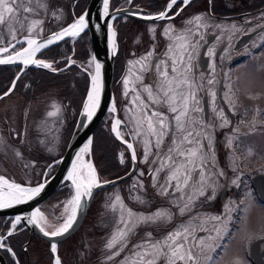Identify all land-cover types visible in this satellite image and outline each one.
Here are the masks:
<instances>
[{"label":"flooded vegetation","instance_id":"obj_1","mask_svg":"<svg viewBox=\"0 0 264 264\" xmlns=\"http://www.w3.org/2000/svg\"><path fill=\"white\" fill-rule=\"evenodd\" d=\"M123 1L121 0V3L117 4L114 9L139 8L143 10L141 13L143 17H155L159 12L165 11L170 2V0H139L138 2L131 0L128 4H123ZM197 15L204 17V22L208 25L206 29H201L204 41H201L197 55L192 61L195 78L204 84V88L198 92L201 105L204 108V112L199 115H202L206 122L215 125L209 129L213 136L215 168H209V170L217 173L223 171L224 173L222 176L211 177L216 185L215 196L211 199L208 198L212 196L211 189H209L206 196L196 199L191 212L183 216L179 215L175 207V197L161 196L158 194L159 187L153 186L157 182L158 184L164 183L166 172L159 173L157 181L153 180L158 164H154L152 161L157 157L150 155L148 162L143 161L142 137L132 134L134 122L131 120L132 126L128 128L118 110L121 125H126L128 130L126 141L133 143L137 161L132 162L131 150L124 143L125 139H118L112 131L129 155L124 158L123 164L120 162V152L117 158L112 159L111 162L114 165L112 169L115 171L113 177H109L105 165L97 166V174L101 183H104V181L125 176L132 170L134 164L136 170L128 179L97 192L93 200L96 240L92 248L88 245V242H92L91 237L85 235L81 239L76 264H118V261L131 254L132 245L142 241L148 231H151L155 238H160L174 227L187 222L192 216L197 217L194 221L197 236L209 235L211 229L217 225L218 222L212 220L211 217L230 218L227 234L220 241L227 250L217 258L216 264H264V0H190L186 6L181 3V0H178L177 5L167 12V16L170 18L138 20L119 16V21L124 18L131 22L134 28L129 56L126 60L120 58L121 50L119 46L117 47L113 85L115 103L116 106L117 102L126 103L131 108L130 115L132 117L134 108L131 103L132 94L125 97L123 80L125 77L132 80L133 76L130 73L138 72L139 65H130L129 61L139 60L150 51L154 53L153 57L149 58L153 64L159 58H166L164 53L173 43L174 33L192 27L188 22ZM153 28L155 32L150 31ZM165 28L170 29L168 35H165ZM209 48L213 50L214 55H208ZM201 76L203 80H201ZM209 78H214L217 83L212 86L207 85L206 81ZM155 80L154 69L144 73V83L152 84ZM225 84H230L232 92L235 94L234 109L224 99V92L227 91ZM209 87L216 92L215 106L218 109L223 108L230 121L225 127L219 126L220 121L216 119L212 110V98L208 95ZM257 109L259 113H257ZM235 129L238 131H234ZM230 137L233 138L231 147L228 146ZM165 143L167 145L169 141L166 140ZM152 151L155 152V149ZM163 151L166 152L167 148L165 147ZM234 159L235 164L233 163ZM234 167L237 168L236 171H233ZM233 180H237V183L233 184ZM134 184L136 187H133ZM117 195L121 197L126 208L131 209L134 213L149 215L163 208L171 209L176 215L170 223L147 224L136 228V234L131 237L128 248L120 256L109 261L107 259L109 250L105 245L116 230L114 221L119 216V212L113 213L109 205L115 201ZM177 195L179 194L177 193ZM137 196L141 197L144 202H139L136 199ZM225 205L232 208L230 213ZM6 218L5 224L9 227L4 230V236H7L8 231L11 230V218ZM201 226L209 231H200ZM66 241L58 245L59 257V250ZM40 242L43 243L44 249L49 247L54 261L50 243L36 234H31L24 226L16 228L5 241L12 248L15 256H12L6 249H0V253L6 259L7 264H29L32 246H36ZM217 252H221V249H217ZM23 254L26 257L25 260Z\"/></svg>","mask_w":264,"mask_h":264},{"label":"snow or ice","instance_id":"obj_2","mask_svg":"<svg viewBox=\"0 0 264 264\" xmlns=\"http://www.w3.org/2000/svg\"><path fill=\"white\" fill-rule=\"evenodd\" d=\"M177 2L178 0H170L165 11L159 12L155 17L145 16L143 18H170L167 16V12L174 5H177ZM103 3L107 15L109 0H103ZM181 3L186 6L190 3V0H181ZM37 9L47 11L46 0H0V27H6L13 40H16L18 31L27 32L25 37L26 47L16 49L15 45L10 43L7 46L0 47V65L13 64L19 61L25 66L31 64L56 71L52 68L51 63L35 59L36 53L62 39L65 35L78 36L88 26L85 16L81 15L72 24L43 38V42H38L35 37L40 36V33L43 32L42 25L44 21L33 18L39 15ZM55 15L54 12L53 16ZM188 23L192 27L174 33V41L164 53L166 58H159L153 64L149 58L153 57L154 53L150 51L139 60L129 61L130 65H139V70L134 74L130 73L133 76L132 80H129L128 77L123 80L125 97H128L130 93L132 94L131 103L134 106L132 109L133 115L130 118L134 122L132 134L142 137L143 161L148 162L150 155L157 157L152 161V163L158 164L153 175L154 181H157L159 173L166 172L164 183L158 184L157 182L153 186L159 187V195L175 197V207L181 216L191 212L196 199L206 196L209 189H211L212 196L208 198H214L216 185L211 177L224 175L223 171L217 173L209 170V168H215L213 136L209 132V129L215 127V125L206 122L203 116L199 115L204 112V108L201 105L198 92L204 88V84L198 82L193 74L194 65L192 61L197 55V49L200 47L201 41H204V34L201 29H206L208 25L204 22V17L200 15L195 16ZM233 28H235L234 25ZM109 31L111 33L110 43L115 47L112 39L115 33L110 25ZM150 31L155 32V29H150ZM164 31L165 35H168L170 29L165 28ZM170 53L171 55H169ZM208 55H214L211 48L208 49ZM92 63L95 64V73H89L92 85L83 104V114L89 121L93 118L95 110L99 106L102 88L101 65L95 62V57L90 61V64ZM153 69L156 73V80L152 84L144 83V73ZM201 80H203L202 76ZM206 83L212 86L217 81L214 78H209ZM14 86L15 82H13ZM225 88L227 91L224 92V99L234 109L235 94L232 92L230 84H225ZM10 91L11 89H9ZM9 92H5L3 95L7 96ZM208 95L212 98V110L216 119L220 121L219 126H227L230 121L225 115L224 109H218L215 106L216 92L211 87L208 89ZM53 107L56 108V111H49L47 115L50 117L60 111L57 105H53ZM111 110L115 111L114 105ZM257 113H259L258 109ZM121 123L119 119H116L112 125V131L118 139L123 140V135L119 130ZM234 131H238V129ZM15 135L20 137L21 134L16 133ZM166 140L169 141L167 145ZM124 143L131 150V160L135 163L137 155L133 143L126 140H124ZM232 144L233 138L230 137L228 146L231 147ZM90 145L91 140L77 154L72 170L68 173L67 178L71 180L75 191L65 206L67 215L66 217L62 215L63 222L49 224L47 218L39 209L28 219V223L39 227L46 237L55 238L67 233L75 223L83 199L91 197L93 189L101 186L95 168L90 162L85 163L81 155L90 150ZM3 147L11 146L7 145L4 138L0 136V148ZM165 147L167 148L166 152L163 151ZM152 149H155V152ZM13 152L16 157L22 156V153L17 149L13 148ZM123 155L121 153V164L124 163ZM233 163H236L235 159ZM236 170L237 168L234 167L233 171ZM141 175H143V172H141ZM104 183L108 182L104 181ZM236 183L237 180H233V184ZM43 187V185L35 188L24 187L0 175V209L26 202L39 194ZM133 187H136V185L134 184ZM140 187H143V185H140ZM136 199L141 203L144 202L139 196ZM241 203L244 202L241 201ZM109 207L113 213L119 212L118 218L114 221L116 230L105 245L106 249L109 250L107 255L109 261L120 256L128 248L131 237L136 234V228L147 224L170 223L176 215L171 209L163 208L149 215L134 213L131 209L126 208L119 195L115 197V201ZM225 208L229 213L232 211V208L228 205H225ZM196 219V216L190 217L187 222L174 227L160 238H155L153 233L148 231L142 241L132 245L131 254L118 261V264H216L217 258L227 250L220 241L227 234V225L230 218L211 217L212 220L218 223L211 229V233L215 234L210 233L207 236H197V229L194 224ZM20 221L21 217H16L12 221L11 230L8 231L7 236L13 234ZM49 228L50 231L47 230ZM199 230L202 232L209 231L202 226ZM7 236L0 235V249H6L15 256L12 248L5 243ZM217 249H221V252H217ZM51 252L53 254L57 253L55 243L51 245ZM54 264H62L58 255H54Z\"/></svg>","mask_w":264,"mask_h":264},{"label":"rangeland","instance_id":"obj_3","mask_svg":"<svg viewBox=\"0 0 264 264\" xmlns=\"http://www.w3.org/2000/svg\"><path fill=\"white\" fill-rule=\"evenodd\" d=\"M130 1L131 0H124L123 4H128ZM138 1L139 0H136V2ZM79 2L80 0H46L48 5L47 11L44 9H37L39 15L33 17L44 21L42 25L43 32L40 33L38 37H44L71 24L75 18L79 17ZM120 3L121 0H112V9L116 8L117 4ZM54 12L56 13L55 16H53ZM118 21L119 18L113 23V29L116 32V46L120 47V58L126 60L129 56L131 35L134 27L131 22L126 21L124 18ZM16 27L18 28L19 26L17 25ZM82 35H84V33ZM26 36V31H18L16 40H13L7 28L0 27V47L7 46L9 43L15 45L16 49L25 47L26 44L21 46L22 44L18 41L25 39ZM78 49V46L73 47V53H76ZM11 50L12 49H10V51ZM117 54L118 48L116 50V56ZM38 55L36 59H39ZM66 59L68 63L63 66L64 68L69 66L71 64L70 62L74 64L69 58ZM90 61H92V57L86 61L85 65L82 62L81 64H77L82 68L81 70L91 73L92 67ZM52 66H54L52 68L56 69L55 65ZM71 86H74V89H72L71 93L64 95L63 99L58 94V88L50 89L38 99H33L28 103H25L21 95L6 98L0 106V136H2L7 145L11 147L0 148V175H3L9 181L34 187L47 180L56 172L58 162L67 149L74 131V126H76L89 91L88 89L86 96H84L85 88L83 85L80 84L78 86L77 83H74ZM63 101L67 103L64 104ZM53 105H57L60 111L56 115L50 117L47 113L49 111H56ZM115 107V113L119 115V110L127 127L131 128V108L123 102H117V106L115 103ZM114 121L115 114L110 113L104 121L103 129L100 133L101 136L106 135L108 137L109 132H112ZM126 125L120 126L121 133L125 140H127L126 134H128ZM16 133H20V137H16ZM9 135H13L14 142L10 140L11 136ZM111 141L112 140L109 141V138H107L103 143L109 144ZM92 145L93 143L91 144L88 158L93 162L97 172L96 158H101L102 155L99 153L96 156ZM13 148L19 150L22 156L16 157ZM99 151L101 152V149ZM118 152H120V157L121 153L124 154L123 158L129 155L124 147L119 148ZM67 183L65 187L71 189L69 195L65 190H62L61 193L51 198L49 202H44L39 208L40 212L47 218L49 224L62 223V215L64 217L67 215V213H65V206L72 198L75 191L71 182ZM94 209L95 205L91 207L88 218L83 224L82 229L74 237L66 241L60 248L59 255L63 264H76V258L80 249V241L85 235L91 237L92 242H88V245L93 248V243L96 240L94 234ZM6 219V217H0V235H4V230L9 227V225L5 224ZM10 221L12 223L14 218H11ZM19 225L20 224L17 225V228L23 227ZM47 230L50 231L51 229L49 228ZM22 256L25 260V255L23 254ZM30 260L29 264H54L49 247L44 249L43 243L41 242L36 246H32Z\"/></svg>","mask_w":264,"mask_h":264},{"label":"water","instance_id":"obj_4","mask_svg":"<svg viewBox=\"0 0 264 264\" xmlns=\"http://www.w3.org/2000/svg\"><path fill=\"white\" fill-rule=\"evenodd\" d=\"M86 2H87V6L82 15L85 16L88 26L86 27L84 33L85 32L89 33L92 49H93V57H95V61L101 65V70H102V88L100 93L99 106L95 110L93 118L90 121L83 114V107H82L81 113L79 115L77 124L73 131L70 142L67 146V149L58 162L59 165L56 172L48 180L42 182L37 186H34V187H38L40 185L44 186L39 192V194L33 196L31 199L27 200L24 203L14 204L11 207L0 209V217H9V218L21 217V221H20L21 224L24 225V228L28 229L31 232V234H36L38 237L50 243L51 245L55 243L57 246L60 243L74 236L79 231V229L81 228L82 224L84 223L88 215L92 202L98 191L128 179L134 174L136 170V165L134 164L132 170L129 173H127L125 176L118 179L109 180L107 181L108 183H101L100 187L94 188L92 196L85 197L83 199L82 206L77 213L76 220L72 228L69 229L67 233H65L60 237H55V238L46 237L40 231L39 227H37L35 224L28 223V219L37 209L41 207L42 203H44L55 193H57L64 186V183L66 181L71 182V180H69L67 177L69 171L73 166V162L76 158V155L89 140H91V144H92L94 132L106 120L107 116L110 113H114L115 117H118V119L120 120L118 114L115 113L116 111L111 110L113 108V105H115L113 85H114V66H115L116 52L112 50V43H110L111 33L109 31V25L111 26L112 29L115 19H117L119 16L132 17L138 20H154V19H144L141 14L143 10L139 8L127 7V8H119V9L111 10L110 7L111 0H109V8L107 15L105 14L103 0H86ZM78 18L79 17L75 18V20ZM49 35H46L44 37H35V38L38 40V42H43V38ZM79 37L74 39V41L78 40ZM67 39H72V37L70 35H65L62 39L54 42L53 44L49 45L47 48L40 50L38 53L46 49H49L53 45L58 44ZM19 43H26V41L25 39H22L21 41H19ZM9 65L25 66L19 61L13 64H4L0 66H9ZM26 67L48 69V68L37 67L31 64ZM54 255L56 254H53V257ZM0 264H7L6 259L1 253H0Z\"/></svg>","mask_w":264,"mask_h":264},{"label":"trees","instance_id":"obj_5","mask_svg":"<svg viewBox=\"0 0 264 264\" xmlns=\"http://www.w3.org/2000/svg\"><path fill=\"white\" fill-rule=\"evenodd\" d=\"M80 10L79 17L84 13L87 2L86 0H80ZM112 5V0H111ZM113 7V5H112ZM111 7V9H112ZM23 46V44L21 45ZM78 46L79 49L76 53H73V47ZM93 49L88 32H85L84 35L73 42L72 39L64 40L51 48L41 52L38 55L39 60H44L56 66V71H51L52 69H39L36 67H23L16 65L9 66H0V97L3 96L5 92H11L7 96H3L0 99V106L6 100L7 97L22 96L25 100V103L33 99H38L43 94L48 92L50 89L58 88L59 96L64 97V95L71 93L74 86H71L74 83H77L78 86L81 84L85 88V95L90 86V75L87 71L81 70L78 64L81 62L86 63V61L92 57ZM66 58H69L70 61H74V64L69 65L67 68L63 66L68 63ZM78 63V64H77ZM54 67V66H52ZM24 68V71L22 69ZM60 69V70H59ZM115 71V79H116ZM75 81V82H74ZM13 82L15 86L13 87ZM66 104V101H63ZM104 122L96 129L93 134L92 148L96 156L101 153V158H96V168L100 165H105L107 168V174L109 177H113L115 173L112 165V159L117 158L119 148L124 147V145L114 136L113 132H109L108 137L106 135H100ZM75 128V126H74ZM10 140H13V135H9ZM111 136V138H110ZM107 138L111 143H103ZM102 143V144H101ZM99 148V149H98ZM125 148V147H124ZM101 149V152L99 151ZM67 182L65 185L67 186ZM66 188V189H65ZM62 190H65L67 194L71 193V189L68 187H63L56 194L50 197L45 202H49L51 198L61 193ZM94 205V202L92 206Z\"/></svg>","mask_w":264,"mask_h":264},{"label":"bare ground","instance_id":"obj_6","mask_svg":"<svg viewBox=\"0 0 264 264\" xmlns=\"http://www.w3.org/2000/svg\"><path fill=\"white\" fill-rule=\"evenodd\" d=\"M86 29V28H85ZM85 29L82 31V32H80V34L78 35V36H71L72 37V39H76L77 37H79L81 34H83L84 33V31H85ZM112 31H114V29L112 28ZM114 33H115V36L114 37H112V39H113V41H114V45H115V47H113V44H112V50L114 51V52H116V50H117V46H116V32L114 31ZM26 41V40H25ZM26 46H27V44H26ZM25 46V47H26ZM42 50V49H41ZM38 53V52H37ZM37 53H36V55H37ZM35 55V56H36ZM35 58V57H34ZM96 62V61H95ZM97 63V62H96ZM91 67H92V71H91V73L92 74H94L95 73V64L94 63H92L91 64ZM100 74H101V82H102V70L100 69ZM90 78H91V75H90ZM91 85H92V80H91V82H90V88H91ZM90 90V89H89ZM101 93V92H100ZM115 106V105H114ZM115 111H116V107H115ZM116 119H118V117H116L115 118V120ZM121 126V125H120ZM120 126H119V130L121 131V129H120ZM124 138V137H123ZM88 143V142H87ZM86 143V144H87ZM84 147V146H83ZM82 147V148H83ZM81 148V149H82ZM80 149V150H81ZM90 149H91V145H90ZM90 152V150L88 151V152H86V153H83V154H81L82 155V157H83V161L85 162V163H88V162H90L92 165H93V167H94V164H93V162L92 161H90L89 160V158H88V153ZM78 153H80V151L78 152ZM76 159H77V155H76V158H75V160L74 161H76ZM73 167V166H72ZM71 170H72V168H71ZM24 187H31V186H26V185H24ZM31 188H35V187H31ZM16 219V218H15ZM14 219V220H15ZM58 247V246H57Z\"/></svg>","mask_w":264,"mask_h":264}]
</instances>
